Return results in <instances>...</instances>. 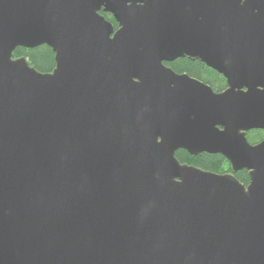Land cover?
Instances as JSON below:
<instances>
[{
	"label": "water",
	"instance_id": "water-1",
	"mask_svg": "<svg viewBox=\"0 0 264 264\" xmlns=\"http://www.w3.org/2000/svg\"><path fill=\"white\" fill-rule=\"evenodd\" d=\"M42 44L51 72L12 56ZM185 56L226 90L167 65ZM253 128L264 0H0V264H264Z\"/></svg>",
	"mask_w": 264,
	"mask_h": 264
},
{
	"label": "trees",
	"instance_id": "trees-1",
	"mask_svg": "<svg viewBox=\"0 0 264 264\" xmlns=\"http://www.w3.org/2000/svg\"><path fill=\"white\" fill-rule=\"evenodd\" d=\"M100 14L110 22H112L114 28L117 27V23L108 13H104L102 10ZM14 58L24 57L28 61L30 66H33L38 72H51L55 67V54L51 48L45 44L35 48L20 47L14 50L12 53ZM167 65L176 71L177 73H187L191 77H195L205 84L207 83L215 92H222L226 90V79L217 71L209 68L206 64H203L197 59H190L187 56L183 58H177ZM264 131L251 130L247 134L246 139L252 145L255 141L262 138ZM176 158L182 164L192 165L201 169L212 171L217 174H232L242 184L247 185L249 182L248 171L242 169V171H232L231 165L225 159L223 155L198 153V155H191L188 152L178 149L175 152Z\"/></svg>",
	"mask_w": 264,
	"mask_h": 264
},
{
	"label": "flooded vegetation",
	"instance_id": "flooded-vegetation-1",
	"mask_svg": "<svg viewBox=\"0 0 264 264\" xmlns=\"http://www.w3.org/2000/svg\"><path fill=\"white\" fill-rule=\"evenodd\" d=\"M226 88H227V81H226ZM251 130H259V131H264V129H263V128H262V129L253 128V129H251ZM251 130H250V131H248V132H246V136H247V134H248V133H250V132H251ZM263 139H264V135L262 136V138H261V139H259V140L255 141L253 144H258V143H260V142H261Z\"/></svg>",
	"mask_w": 264,
	"mask_h": 264
}]
</instances>
